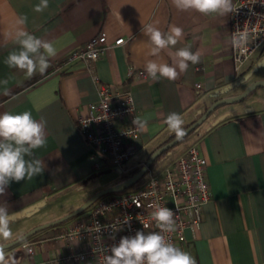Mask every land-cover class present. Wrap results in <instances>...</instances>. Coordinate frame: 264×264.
I'll use <instances>...</instances> for the list:
<instances>
[{
  "label": "crops",
  "instance_id": "1",
  "mask_svg": "<svg viewBox=\"0 0 264 264\" xmlns=\"http://www.w3.org/2000/svg\"><path fill=\"white\" fill-rule=\"evenodd\" d=\"M38 3L0 0V114L30 111L36 120L46 122L47 139L44 147L33 150L32 157L43 161V173L32 180L11 182L0 195V206L12 215L11 226L19 224L13 230L14 239L37 224L64 215L30 218L44 205L48 192L81 186L87 191L83 202L94 192L126 178L121 170L120 176L88 187L89 180L116 168L87 142L76 121L87 104L98 98L99 83H108L114 91L130 92L135 117L148 118L147 127L139 129L142 146L129 161L136 166L173 134L163 123L169 113L181 114L184 127L213 101L235 97L254 79L264 80V76L247 79L264 58V44L250 60L235 68L229 45V14L181 12L171 0H49L42 13L33 10ZM21 16L27 17L22 26L25 30L57 48L46 73L37 72L30 79L4 63L11 51L18 50L12 33ZM155 21L165 32L169 25L184 30V37L172 51L190 46L193 52L202 53L200 63L190 64L175 81L161 78L154 82L137 73L148 59H157L145 55L148 37L141 31L142 25ZM97 34H104L108 40L126 39L92 63L98 82L82 61L59 65L69 52ZM161 56L171 64L167 50ZM4 80L7 84L2 83ZM227 104L208 124L194 130L190 142L174 155L196 144L207 160L211 189V198L202 206L199 228L184 230L180 248L197 264H264V91L253 88L245 97ZM65 227L52 225L29 237L27 240L35 242L33 254L22 250L20 243L7 247L9 264L66 253L73 244L55 238Z\"/></svg>",
  "mask_w": 264,
  "mask_h": 264
},
{
  "label": "built area",
  "instance_id": "2",
  "mask_svg": "<svg viewBox=\"0 0 264 264\" xmlns=\"http://www.w3.org/2000/svg\"><path fill=\"white\" fill-rule=\"evenodd\" d=\"M233 5L234 11L229 14V45L234 66L238 69L264 44V0H234ZM238 29L248 32L243 50L232 44L233 34ZM125 40L122 36L108 40L104 34L94 35L58 63L82 61L98 82L92 63ZM137 73L142 78L147 77L144 69ZM196 87H200V83ZM97 92L98 98L88 103L83 114L77 117V125L87 142L107 157L109 165L125 174L127 163L142 146L139 129L133 124V97L130 92L114 91L108 83H99ZM210 198L207 160L196 144H190L171 159H160L157 168L150 167L132 188L101 196L84 213L70 219L55 237L73 244L66 253L40 261L32 259L26 264H101L103 256L110 254L111 246L118 244L122 236H132L137 230L159 231L150 218L153 208L149 205L173 210L176 230L166 235L180 247L184 230L199 228L202 206ZM129 217L131 219L126 223ZM97 222L102 228L99 233ZM143 224L149 227L144 229ZM20 244L25 252L34 253L35 242L25 239Z\"/></svg>",
  "mask_w": 264,
  "mask_h": 264
},
{
  "label": "clouds",
  "instance_id": "3",
  "mask_svg": "<svg viewBox=\"0 0 264 264\" xmlns=\"http://www.w3.org/2000/svg\"><path fill=\"white\" fill-rule=\"evenodd\" d=\"M171 3L178 11L191 10L203 16L225 17L234 11L233 0H171ZM48 7L49 0H39L33 10L42 13ZM26 23V16L17 19V27L12 35L18 50L11 51L4 63L9 68L24 72L25 77L30 79L37 72L41 75L46 73L51 66L50 58L57 55V48L53 42L41 39L25 30L22 26ZM158 23L155 21L144 24L141 28L143 34L148 37L145 55L157 58L146 61L144 72L147 78L154 82H158L161 78L175 81L182 73L188 71L190 64L200 63L202 53L199 50L193 52L190 46L172 51L184 37V30L176 25H169L165 32L157 26ZM247 41L246 29H238L233 34L234 47L243 50ZM165 50L171 58V64L161 56ZM2 83L7 84V80ZM163 123L171 133H174L177 141L185 137L186 130L183 127L184 119L181 114L171 112ZM133 124L143 130L148 125V118L135 117ZM46 143V122L43 119L36 120L30 111L0 114V195L5 194L11 182L32 180L43 173L45 168L43 161L32 157L33 150L44 147ZM149 207L153 208L150 218L155 221L159 231L137 230L132 236H122L118 244L111 246L110 254L103 256L101 264H197L189 252L176 246L166 235L176 230L173 210L160 205H149ZM130 219L131 217L125 222ZM12 223L13 218L8 209L0 206V264H9L5 246L14 239ZM148 227V224H143L144 229ZM96 231L98 233L102 231L98 222ZM111 238L115 239V236ZM12 264L18 262L13 260Z\"/></svg>",
  "mask_w": 264,
  "mask_h": 264
},
{
  "label": "rangeland",
  "instance_id": "4",
  "mask_svg": "<svg viewBox=\"0 0 264 264\" xmlns=\"http://www.w3.org/2000/svg\"><path fill=\"white\" fill-rule=\"evenodd\" d=\"M261 76H264V58L261 59L259 61V63L252 68V70L248 74L247 79L251 80L254 78H259ZM254 80L257 81L256 79H254ZM252 82H254V81H251V83ZM256 89H257V91H264V86H258V87H256ZM243 91H241L240 94ZM226 105H228V104L224 103V104H221V105L217 106L216 108H214L211 111V113L197 127V129H195V131H197L198 129H200L204 125L208 124L215 117L216 113H218V111H220L221 109L226 107ZM195 131H193L192 133H194ZM192 133H190L182 141H180L175 146H173V148L171 149L172 151L169 150L160 159H162V158L171 159L172 157H174L175 153H177L179 151V149L182 146H184V143L190 142L189 139H190V135ZM160 159L156 160L152 164V166H151L152 169L157 168ZM133 164H134V162H129L126 165V167H125L126 171H125L124 177H128V174L134 169L135 166ZM120 174H121V170L119 168H111L110 170L102 172L99 175L95 176L93 179L89 180L88 181V187H91V186H94L96 184H100L102 182H105L109 179H112L115 176H120ZM48 193L45 194L44 205L42 204L40 207H38L39 211L34 212L30 217L31 219H35V218L41 217L43 215L47 216V215L65 214V213L69 212L70 208H72L76 204L77 205L81 204L80 202H82L83 198L87 194V191L81 186H73V187H67L64 189H57V190H54L52 192L50 191L49 194ZM86 209L84 211H82L80 214L84 213L86 211ZM68 222L69 221L67 220L66 222H64L60 225L66 226ZM18 225L19 224L11 226L12 231L15 230V228ZM42 231H44V230H42Z\"/></svg>",
  "mask_w": 264,
  "mask_h": 264
},
{
  "label": "water",
  "instance_id": "5",
  "mask_svg": "<svg viewBox=\"0 0 264 264\" xmlns=\"http://www.w3.org/2000/svg\"><path fill=\"white\" fill-rule=\"evenodd\" d=\"M258 86H264V80H257V81H254V82L250 83L244 89V91L241 94L239 93L235 97H232V98H221V99H217V100L213 101L212 103H210L208 105V107L205 109V111L199 117H197L188 126L184 127L185 130H186L185 137L191 131H193L197 126H199L202 123V121L211 113V111L214 108H216L217 106H219L221 104H224V103H230V102H234V101L240 100L241 98L245 97L247 95V93L251 89L256 88ZM180 141H177L175 139V136H173L172 138H170L166 142L160 144L155 149H153L152 152L147 157V159L145 160V162L142 164V166L136 172H134L132 175L126 177L124 180H122V181H120V182H118V183H116L114 185H111V186H108V187H104V188L94 192L88 198H86L79 206H77L73 210L65 213L64 215H61V216H59V217H57L55 219H52V220L37 224V225L29 228L24 233H22L21 235H19L18 237H16L12 241L8 242L5 247L6 248L10 247V246H12V245H14V244H16V243H18L20 241L25 240L30 235H32V234H34V233H36V232H38V231H40V230H42V229H44L46 227L61 223L63 221H66V220L70 219L73 216H76V215L80 214L82 211H84L87 207H89L95 200H97L101 196H104V195H106L108 193L119 192V191L125 190L131 184L135 183L138 179H140L141 177L144 176L146 171L151 167V164L154 162V160L163 151H165L166 149L174 146L175 144H177Z\"/></svg>",
  "mask_w": 264,
  "mask_h": 264
},
{
  "label": "trees",
  "instance_id": "6",
  "mask_svg": "<svg viewBox=\"0 0 264 264\" xmlns=\"http://www.w3.org/2000/svg\"><path fill=\"white\" fill-rule=\"evenodd\" d=\"M205 109H206V108H205ZM204 111H205V110H204ZM204 111H203V112H204ZM192 122H193V121H192ZM190 123H191V122H190ZM190 123H188V124L185 125L184 127L188 126ZM197 127H198V126H197ZM197 127H196V128H197ZM196 128H195V129H196ZM195 129H194V130H195ZM194 130H193V131H194ZM193 131H191L190 133H192ZM190 133H189V134H190ZM189 134H188V135H189ZM188 135H187V136H188ZM173 136H175L174 133H173L168 139H166L164 142H166L167 140H169V139L172 138ZM187 136H186V137H187ZM182 140H183V139H182ZM182 140H181V141H182ZM164 142H162V143H164ZM162 143H161V144H162ZM178 143H179V142H178ZM175 145H176V144H175ZM175 145H174V146H175ZM172 148H173V146L170 147V148H168V149H166L165 151H163V152H162V153H161V154H160V155L154 160V162H155L156 160L160 159V158H161L166 152H168V151L171 150ZM151 152H152V151H151ZM151 152H150V153H151ZM150 153H149V154H150ZM149 154L145 157V159H143V161H142L141 163H139L138 165H136V166L134 167V169L128 174V176L132 175L134 172H136V171L142 166V164L145 162V160L147 159V157L149 156ZM154 162H153V163H154ZM153 163H152V164H153ZM152 164H151V166H152ZM142 178H143V177H141L140 179H138L135 183L131 184V185H130L128 188H126L125 190H127V189L132 188L133 186H135V185H136V184H137ZM119 192H120V191H119ZM113 193H116V192H113ZM108 194H112V193H108ZM70 211H71V210H70ZM76 216H77V215H76ZM74 217H75V216L71 217L70 219H72V218H74ZM70 219H68V221H69ZM66 221H67V220H66ZM66 221H63V222L58 223V224H55V225L62 224V223H64V222H66ZM36 233H37V232H36ZM36 233H34V234H32V235H35ZM32 235H30L29 237H31ZM29 237H27L26 239H28ZM20 242H21V241H20ZM20 242H18V243H20ZM16 244H17V243H16Z\"/></svg>",
  "mask_w": 264,
  "mask_h": 264
}]
</instances>
